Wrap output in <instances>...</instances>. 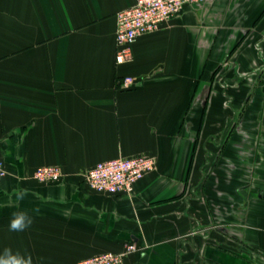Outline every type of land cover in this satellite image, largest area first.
Here are the masks:
<instances>
[{
	"label": "crops",
	"instance_id": "obj_1",
	"mask_svg": "<svg viewBox=\"0 0 264 264\" xmlns=\"http://www.w3.org/2000/svg\"><path fill=\"white\" fill-rule=\"evenodd\" d=\"M134 1L0 0V253L76 264L134 242L125 264H264V0L186 4L118 64ZM140 154L154 168L131 194L87 186ZM42 165L62 179H34Z\"/></svg>",
	"mask_w": 264,
	"mask_h": 264
},
{
	"label": "built area",
	"instance_id": "obj_2",
	"mask_svg": "<svg viewBox=\"0 0 264 264\" xmlns=\"http://www.w3.org/2000/svg\"><path fill=\"white\" fill-rule=\"evenodd\" d=\"M204 0H135L131 5L118 11L115 30V61L124 63L132 59L133 41L142 34L157 30L170 18L176 16L186 4ZM133 79L124 76L120 81L123 88H129ZM154 168V158L149 155L115 157L97 162L85 174L89 189L108 194H131L134 186L143 175ZM7 169L0 157V177ZM63 173L58 165L37 166L33 171L34 179L53 183L62 179ZM134 242L124 245L121 252H101L79 260L76 264H125L124 256L136 251Z\"/></svg>",
	"mask_w": 264,
	"mask_h": 264
},
{
	"label": "clouds",
	"instance_id": "obj_3",
	"mask_svg": "<svg viewBox=\"0 0 264 264\" xmlns=\"http://www.w3.org/2000/svg\"><path fill=\"white\" fill-rule=\"evenodd\" d=\"M28 194V189L19 190L16 193L17 199L22 200ZM33 223L32 217L27 211H17L12 214L9 221V231L23 232L27 230ZM0 264H33L31 255H24L20 252H13L9 248H5L0 253Z\"/></svg>",
	"mask_w": 264,
	"mask_h": 264
}]
</instances>
